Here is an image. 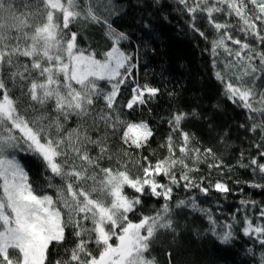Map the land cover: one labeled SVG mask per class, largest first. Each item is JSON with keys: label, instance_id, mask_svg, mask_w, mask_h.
I'll return each mask as SVG.
<instances>
[{"label": "snow or ice", "instance_id": "snow-or-ice-1", "mask_svg": "<svg viewBox=\"0 0 264 264\" xmlns=\"http://www.w3.org/2000/svg\"><path fill=\"white\" fill-rule=\"evenodd\" d=\"M179 2L191 14L192 28L199 35L205 37L194 23L198 13L205 14L218 33L211 41L213 53L223 48L240 62L229 63L227 67L236 71L227 80L219 72L217 78L225 82L229 99L239 100L248 109L253 120L251 130L259 129L264 135V91L258 92L255 83L264 76V47L258 50L254 44L234 37V26L218 21L215 15L237 17L239 30L264 46V0ZM99 3L100 0H0V264H157L151 249L162 231L175 234L174 207L190 204L197 208L195 198L178 200L173 207L169 203L173 187L183 181L186 189L195 187L208 193V187H201L204 178L196 183L190 173L209 160L213 161L208 163L209 168L223 166V160L211 148L201 152L190 146V134L180 127L188 115L183 112L173 114L170 121L173 131L180 133V156L176 155L171 135L165 145L168 155L155 163L147 156L142 161L133 160L127 150H121L122 157L112 153L106 135L92 138L89 131L97 120L105 129H112L113 134L123 128L120 139L128 148L143 149L153 136L146 121L122 120L118 111L121 85L135 67L129 63L131 57L119 47L127 39L125 34L115 32L109 25L113 47L103 59H97L90 48L79 46V33L72 30L71 26L81 20L99 23ZM228 42L238 45V50L233 51ZM104 80L110 84V91L99 87V81ZM14 90H19L20 95H14ZM131 91L123 105L128 110L147 104L160 90L136 84ZM100 99L105 102V109L96 112ZM256 113L260 114L259 120ZM72 117L77 118V126L66 129L65 124ZM89 146L98 147L96 156L91 155ZM256 147L259 149L260 145ZM17 150L39 156L53 176L60 178L59 186L48 184L55 188V198L38 194L16 158ZM260 159H264V151L247 166L264 174ZM101 160H115L116 167H101ZM129 165L139 168L142 174H130ZM157 177H167L168 183ZM252 186L264 188V184ZM212 187L219 192L230 191L227 184L219 181ZM126 188L133 195L127 194ZM146 189L165 201L151 214L138 212ZM130 214L138 219H130ZM260 216L264 217V210ZM208 218L215 226L210 213ZM225 227L227 230L219 234V239L228 243L233 239L232 226ZM66 229H72L77 237L75 246L64 250L66 259L50 260V246L65 241ZM243 232L255 234L264 246V224L254 225L248 220ZM92 244L96 246L95 255L89 250ZM168 256L171 264V253Z\"/></svg>", "mask_w": 264, "mask_h": 264}, {"label": "trees", "instance_id": "trees-1", "mask_svg": "<svg viewBox=\"0 0 264 264\" xmlns=\"http://www.w3.org/2000/svg\"><path fill=\"white\" fill-rule=\"evenodd\" d=\"M97 7L101 16L99 23L81 20L71 26L73 31L79 33L78 44L81 48L94 51L97 59H103L104 53L111 50L114 42L108 26L111 25L115 32L125 34L127 39L122 40L119 47L131 57L129 63L135 67L121 85L117 97L118 111L122 120L146 121L153 136L143 149L128 148L120 139L123 128L113 134L112 129H105L103 123L97 120L96 126L89 131L92 138L106 135L112 153L122 157L121 150H127L133 160L142 161L147 156L155 163L168 155L165 145L171 135L174 147H177L176 155L180 156V133L173 131L174 125L170 121L173 114L183 112L188 115L180 127L190 134V146L199 148L201 152L211 148L223 160V166L219 168H209L208 163H213L209 160L200 163L198 171L190 173L196 183H201V178H204L201 187H208V193L195 187L186 189L183 181L173 187V199L169 201L173 207L178 200L190 201L195 198L197 208H192L190 204L174 207L172 218L176 232L162 231L158 234L151 255L155 256L157 264H170L168 253H171V264H264V246L255 234L245 235L243 232L248 220L254 225L264 224V217L260 216L261 210H264V188L252 186L264 184V174L253 172L254 166H247L253 157H259V152L264 151V135L259 129L251 130L253 120L248 109L239 100L233 102L229 99L225 82L217 78L219 72L227 80L236 71L227 67L229 63L238 65L240 62L223 48L213 53L211 41L218 33L211 28L203 13L197 14L194 23L207 39L194 31L191 14L179 0H100ZM215 15L218 21H228L234 26V37L254 44L258 50L264 47L239 30L237 17L223 13ZM228 46L233 51L239 48L231 42H228ZM256 63L259 64V60ZM255 83L258 92L264 91V76ZM136 84L149 85L160 91L147 104L128 110L123 105ZM9 87H12L11 84ZM99 87L105 92L111 90L106 80L99 81ZM14 95L19 96V90H14ZM103 109L105 102L100 99L96 102L95 111ZM49 111H52L51 105ZM254 115L259 120L260 114ZM77 123V118L72 117L65 128H75ZM87 124H91V119L87 120ZM256 145H260V148ZM89 151L96 156L99 149L89 146ZM15 155L28 172L29 180L38 194H49L55 198L56 190L49 188L48 184L51 182L59 186L61 180L46 168L42 158L28 151L17 150ZM260 162L264 163V159H260ZM100 165L116 167L115 160H101ZM129 168L132 175L142 174L139 168H132L131 165ZM175 171L179 176V166ZM157 179L168 183L167 177ZM217 181L227 184L230 191H217L212 187ZM125 191L133 195L132 190L126 188ZM142 200L143 207L138 212L143 214H151L165 203L163 198L152 196L147 189ZM209 213L215 226L208 218ZM129 218L136 220L138 216L130 214ZM226 225L232 226L233 239L223 243L219 234L227 230ZM86 226L91 227V224L87 223ZM76 241L73 230L66 229L65 241L50 246L49 259H66L64 250L73 248ZM89 250L97 254L94 244L89 246Z\"/></svg>", "mask_w": 264, "mask_h": 264}]
</instances>
